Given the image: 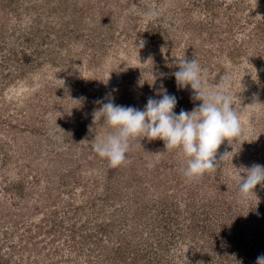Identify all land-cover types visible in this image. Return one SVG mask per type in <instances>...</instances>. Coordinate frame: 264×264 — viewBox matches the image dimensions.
Masks as SVG:
<instances>
[{
    "label": "rangeland",
    "instance_id": "374dc122",
    "mask_svg": "<svg viewBox=\"0 0 264 264\" xmlns=\"http://www.w3.org/2000/svg\"><path fill=\"white\" fill-rule=\"evenodd\" d=\"M186 58L248 106L235 152L188 180L179 149L139 136L111 167L93 144L112 129L94 113L165 92L193 111L174 75ZM255 164L264 0H0V264H255L264 185L242 199L236 178Z\"/></svg>",
    "mask_w": 264,
    "mask_h": 264
},
{
    "label": "clouds",
    "instance_id": "9594fccd",
    "mask_svg": "<svg viewBox=\"0 0 264 264\" xmlns=\"http://www.w3.org/2000/svg\"><path fill=\"white\" fill-rule=\"evenodd\" d=\"M178 67L174 73L177 85H190L194 99L202 102L193 111L181 110L176 114L177 99L165 92L160 99L149 97L143 110L109 101L94 113L95 119L102 114L104 123L112 129L93 144L94 151L106 158L111 167L126 162L130 140L139 136L164 141L166 151L179 149L187 157L180 171L188 180L215 171L220 162L235 152L231 140L241 136L240 116L248 106L234 104L230 78L222 77L219 83L209 84L206 70L196 58L181 60ZM225 140L232 151H225L218 160L217 152ZM245 170V176L239 173L236 177L242 199H247L258 184L264 185V166L255 164ZM255 264H264V254L256 258Z\"/></svg>",
    "mask_w": 264,
    "mask_h": 264
}]
</instances>
